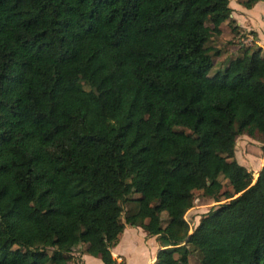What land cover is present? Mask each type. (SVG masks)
<instances>
[{"label": "trees", "instance_id": "obj_1", "mask_svg": "<svg viewBox=\"0 0 264 264\" xmlns=\"http://www.w3.org/2000/svg\"><path fill=\"white\" fill-rule=\"evenodd\" d=\"M259 0H244L250 9ZM229 0H0V264H118L125 225L152 264H264V50L224 67ZM218 202L191 229L194 192ZM123 219V220H122Z\"/></svg>", "mask_w": 264, "mask_h": 264}, {"label": "rangeland", "instance_id": "obj_2", "mask_svg": "<svg viewBox=\"0 0 264 264\" xmlns=\"http://www.w3.org/2000/svg\"><path fill=\"white\" fill-rule=\"evenodd\" d=\"M242 1L244 0H229V6L232 9L230 19L238 27L237 31L233 32L228 24L229 21H226L221 25L222 33L220 36L212 37L210 40L211 46L222 51L220 56L213 58L214 67L210 74H214L218 68L222 69L229 57L238 55L243 46L255 45L264 50V0H259L250 9L245 8ZM262 145V142L257 138L245 134L239 135L236 139L235 159L252 173L253 181L256 180L264 163ZM217 204L218 202L203 196L201 191L194 192L193 206L185 214V219L191 229L199 223L204 214ZM119 242L118 251L124 250L123 253L130 259L129 264H138V254L136 251H133V253L131 251L127 252V247L136 246L139 248L141 240L139 238L127 240V237H125L120 239ZM73 257L76 259V254ZM190 263L198 264L195 257L190 258Z\"/></svg>", "mask_w": 264, "mask_h": 264}, {"label": "crops", "instance_id": "obj_3", "mask_svg": "<svg viewBox=\"0 0 264 264\" xmlns=\"http://www.w3.org/2000/svg\"><path fill=\"white\" fill-rule=\"evenodd\" d=\"M127 237V240H132L134 238H139L141 240V246L137 248L136 246L127 247V252L136 251L139 257L138 264H152L157 256V252L160 249V246L155 240V237H149L140 227H132L126 225L122 234L119 237V241L122 238ZM118 241L117 245L111 248L112 257L116 260L118 264H129V257L125 256L123 253L124 250L118 251V245L120 242ZM149 242V243H148ZM84 246H79L74 249L72 255L76 254V259L73 257V262L70 264H104L100 258L93 257L89 254L82 252L84 250ZM124 259V260H123Z\"/></svg>", "mask_w": 264, "mask_h": 264}]
</instances>
